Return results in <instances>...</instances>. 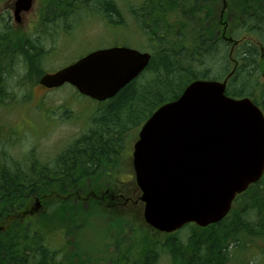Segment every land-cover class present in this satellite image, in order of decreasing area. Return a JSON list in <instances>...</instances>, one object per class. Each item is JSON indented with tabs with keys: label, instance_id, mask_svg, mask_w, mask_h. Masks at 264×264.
Listing matches in <instances>:
<instances>
[{
	"label": "trees",
	"instance_id": "16d2710c",
	"mask_svg": "<svg viewBox=\"0 0 264 264\" xmlns=\"http://www.w3.org/2000/svg\"><path fill=\"white\" fill-rule=\"evenodd\" d=\"M258 4L228 0L232 38L249 32L264 39V13L255 9ZM222 5L223 0H41L37 30L25 35L10 30L8 20L0 17V103L8 97L6 76L8 81L23 71L34 83L48 72L51 57L64 52L62 42L68 45V36L82 22L100 18L114 30L110 45L152 56L139 78L114 98L96 103L91 127L53 162L37 158L0 165V264H100L77 250L91 219L84 201L113 175L120 176L128 136L192 82L223 80L236 68L227 95L251 98L264 111L259 50L246 40L230 50L221 32ZM1 128L0 141H5ZM13 131L6 134L9 139ZM37 198L43 211L29 216ZM116 227V252L104 264H161L163 257L166 264H254L255 243H264V178L237 198L223 221L207 228L189 225L166 235L127 219L114 221L110 231ZM238 254L248 255L241 260Z\"/></svg>",
	"mask_w": 264,
	"mask_h": 264
},
{
	"label": "water",
	"instance_id": "95a60500",
	"mask_svg": "<svg viewBox=\"0 0 264 264\" xmlns=\"http://www.w3.org/2000/svg\"><path fill=\"white\" fill-rule=\"evenodd\" d=\"M33 4L15 1L18 24ZM151 57L128 47L101 49L44 75L40 84L48 89L69 84L104 102L138 78ZM229 78L194 81L139 132L133 168L144 219L159 232L219 223L236 198L264 176V113L249 98L227 96Z\"/></svg>",
	"mask_w": 264,
	"mask_h": 264
},
{
	"label": "rangeland",
	"instance_id": "374dc122",
	"mask_svg": "<svg viewBox=\"0 0 264 264\" xmlns=\"http://www.w3.org/2000/svg\"><path fill=\"white\" fill-rule=\"evenodd\" d=\"M14 1L0 3V14L2 16L11 11L13 17L11 4ZM223 2L220 8V13L224 10L221 22L226 21L227 14V0H223ZM40 4L41 0L35 1L34 9L31 13L25 15V22H22L19 26L20 31L18 32L25 35L26 31L28 32L25 29L34 26ZM13 23L16 25L14 21ZM113 31L111 27L107 29L106 24L100 18L88 23L82 22L78 25L77 30H74L71 36H68V39L72 40L69 45L62 42L65 52L59 53V55L54 54L47 62L49 69L45 70H56L86 53L109 47L113 43L110 40ZM111 39L113 40V37ZM239 39H241V36ZM129 45L131 44L129 43ZM219 73L220 71L215 72V74ZM14 75L8 81L9 76H6L3 83L6 84L4 90L8 97L0 103V127H3L1 128L4 133L2 135L5 136V141H0V165H11L12 161L37 160V158L44 163H51L59 153L72 144L75 138L81 136L83 132L91 127L92 119L97 113V104L90 99L77 95L73 88L64 87L57 91L44 92L37 84H34L37 79L34 83L28 82L26 77L24 78L26 73L23 71H19ZM260 81H262L261 77ZM10 129L14 130L15 134L12 133L14 136L9 139L6 134L9 133ZM137 138V132L131 133L127 138V153L122 156L127 169H122L119 176L121 179L127 177L131 147H133ZM127 186L132 188L131 181H127ZM130 193L132 194V190ZM128 206L130 205L128 204L126 207ZM138 206L139 204L135 208ZM116 207V212H118V209L122 211L118 203ZM132 207L130 206V208ZM85 209L91 213V219L79 235L77 250L89 255L94 260H99L100 264H104L106 257L116 252L112 246L114 242L112 238L116 236L115 229H118V227L110 231L112 222L109 219L112 217L117 220L120 214L115 217L100 209L97 204H92L91 207L85 205ZM109 209L114 212V206ZM257 247L260 251L257 250ZM254 250V264H264V243L256 242ZM84 254L83 256L88 258ZM247 255L238 254L241 260H246ZM165 258L163 257L161 264L167 263Z\"/></svg>",
	"mask_w": 264,
	"mask_h": 264
},
{
	"label": "flooded vegetation",
	"instance_id": "af4514ba",
	"mask_svg": "<svg viewBox=\"0 0 264 264\" xmlns=\"http://www.w3.org/2000/svg\"><path fill=\"white\" fill-rule=\"evenodd\" d=\"M257 1H258L259 4L255 7V9L256 10L261 9L263 11V13H264V0H257ZM9 22H10V25H12V20H9ZM9 29L13 31L16 28L11 27ZM18 29L20 30V28H18ZM25 30H28V33H32L34 31H36L37 29L34 26H31L30 28L28 27ZM257 42L258 43L250 40L248 45L251 46V47H254L256 49H258L261 44L264 45V42H262L261 40L257 41ZM9 46H10L9 44L6 45V47H9ZM263 77H264V73H263ZM39 87H40V85H39ZM40 89H42L44 91H52V90H48V89H43L41 87H40ZM104 186H105L104 187V194H106L110 198L111 203L113 205L116 203V201L118 202V205H120V204H122V201L124 199L126 200L123 186H121V184H120L118 179H112L109 183H107ZM100 193H101V191H100ZM94 198L97 199V200H100V199H103V195H101V196L98 195V196H96Z\"/></svg>",
	"mask_w": 264,
	"mask_h": 264
}]
</instances>
